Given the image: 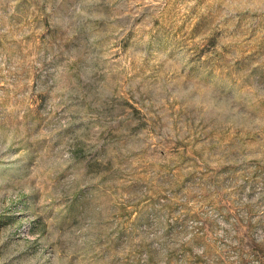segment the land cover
<instances>
[{
    "label": "rangeland",
    "instance_id": "rangeland-1",
    "mask_svg": "<svg viewBox=\"0 0 264 264\" xmlns=\"http://www.w3.org/2000/svg\"><path fill=\"white\" fill-rule=\"evenodd\" d=\"M0 264H264V0H0Z\"/></svg>",
    "mask_w": 264,
    "mask_h": 264
}]
</instances>
